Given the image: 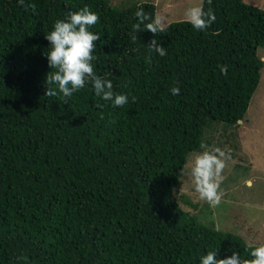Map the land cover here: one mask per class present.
Wrapping results in <instances>:
<instances>
[{
	"label": "trees",
	"instance_id": "1",
	"mask_svg": "<svg viewBox=\"0 0 264 264\" xmlns=\"http://www.w3.org/2000/svg\"><path fill=\"white\" fill-rule=\"evenodd\" d=\"M24 3L35 14L0 0V264H199L216 250L219 259H250L258 245L200 222L172 188L190 151L242 120L262 65L264 8L200 0L216 17L207 30L180 19L133 41L135 12L154 15L150 1ZM85 6L99 16L89 29L100 35L93 67L129 97L122 108L97 98L91 84L67 103L44 95V35ZM153 38L164 57L148 52Z\"/></svg>",
	"mask_w": 264,
	"mask_h": 264
},
{
	"label": "clouds",
	"instance_id": "2",
	"mask_svg": "<svg viewBox=\"0 0 264 264\" xmlns=\"http://www.w3.org/2000/svg\"><path fill=\"white\" fill-rule=\"evenodd\" d=\"M210 2V0H209ZM25 10L35 14V5H25L24 0H18ZM136 23L132 25L131 39L137 40L136 33L150 32L153 37H158L167 30L165 18L146 13L143 8L135 12ZM187 23L196 31H205L215 22L214 11L209 8L204 10L203 3L189 6L184 11ZM99 23L97 13L87 6L78 11H68L65 19L56 20L52 30L44 35L48 41L45 52L47 65L51 69L45 76V97H55L58 94L67 103L74 93L91 84L95 96L103 101L110 102L113 108H122L129 102L126 94L113 91L112 81L96 74L93 61L97 59L94 53L97 50L96 42L100 40L99 34H94L89 29ZM148 52L164 57L167 52L157 39L149 41ZM146 63H151V55L146 58ZM222 74H227V65H218ZM54 70V71H52ZM179 87L170 88L172 95L179 94ZM132 97V102H135ZM97 107H103L97 105ZM203 151L190 153L188 161L191 184L198 199L216 207L221 203L223 191L220 188L223 182V171L226 162L230 159L229 153L219 147L209 148L201 144ZM250 259H242L233 252L230 257L219 259L218 250L208 251L199 257V264H264V244L252 247Z\"/></svg>",
	"mask_w": 264,
	"mask_h": 264
},
{
	"label": "rangeland",
	"instance_id": "3",
	"mask_svg": "<svg viewBox=\"0 0 264 264\" xmlns=\"http://www.w3.org/2000/svg\"><path fill=\"white\" fill-rule=\"evenodd\" d=\"M112 6L121 7L139 1L154 5V16L165 18V23L185 19L187 7L200 4V0H107ZM264 8V0H242ZM262 61L257 84L251 93L243 118L230 129L224 138L213 134L209 148L219 147L229 153L223 171L221 203L212 207L198 199L188 175L190 151L178 175L172 193L178 206L195 215L200 222L239 235L247 244H264V49H257ZM220 124V123H219ZM222 125V124H220ZM218 139V140H216ZM224 140V141H221ZM201 144V141H200ZM213 144V145H212Z\"/></svg>",
	"mask_w": 264,
	"mask_h": 264
}]
</instances>
